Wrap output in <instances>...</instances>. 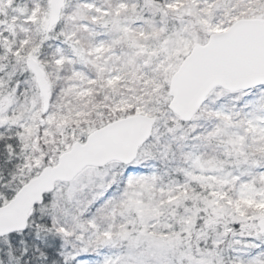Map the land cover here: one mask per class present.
<instances>
[{
    "label": "snow or ice",
    "instance_id": "snow-or-ice-1",
    "mask_svg": "<svg viewBox=\"0 0 264 264\" xmlns=\"http://www.w3.org/2000/svg\"><path fill=\"white\" fill-rule=\"evenodd\" d=\"M0 264H264V0H0Z\"/></svg>",
    "mask_w": 264,
    "mask_h": 264
}]
</instances>
